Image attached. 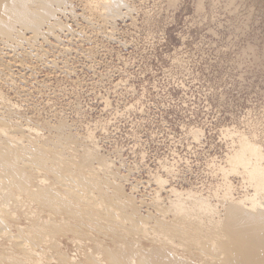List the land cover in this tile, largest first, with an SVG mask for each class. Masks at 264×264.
Returning <instances> with one entry per match:
<instances>
[{
  "label": "rangeland",
  "instance_id": "obj_1",
  "mask_svg": "<svg viewBox=\"0 0 264 264\" xmlns=\"http://www.w3.org/2000/svg\"><path fill=\"white\" fill-rule=\"evenodd\" d=\"M86 1L69 0L71 9L58 15L70 24L56 32L58 38H39L43 55L39 49L6 57L28 96L3 84L0 91L26 114L51 124L67 119L80 135L93 131L119 173L131 175L124 189L138 183L137 198L152 192L149 174L166 175L162 164L176 168L168 182L177 188L208 193L222 181L219 164H226L238 134L264 147V0H126L127 15L110 21L85 7ZM192 128L200 129L198 139ZM230 180L235 195L245 191L240 175Z\"/></svg>",
  "mask_w": 264,
  "mask_h": 264
},
{
  "label": "bare ground",
  "instance_id": "obj_2",
  "mask_svg": "<svg viewBox=\"0 0 264 264\" xmlns=\"http://www.w3.org/2000/svg\"><path fill=\"white\" fill-rule=\"evenodd\" d=\"M125 1L88 0L84 5L110 21L127 15ZM69 3L0 0V84L28 96L6 57L21 51L33 55L41 50L39 38H58L56 32L70 24L58 15L67 12ZM29 65L19 66L32 70ZM21 107L0 91V264H264V147L256 138L242 133L233 139L226 164H219L217 189L177 188L168 182L176 168L160 160L166 175L149 174L152 192L137 198L138 183L129 192L124 189L130 174L119 173L93 131L80 135L67 119L51 124ZM199 131L192 128V137L198 139ZM232 174L246 183L240 195L233 191Z\"/></svg>",
  "mask_w": 264,
  "mask_h": 264
}]
</instances>
